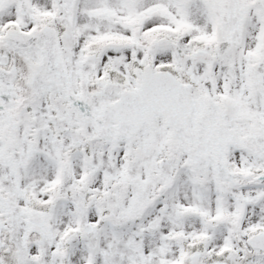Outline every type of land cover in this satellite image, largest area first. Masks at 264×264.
Masks as SVG:
<instances>
[{"label": "snow or ice", "instance_id": "1", "mask_svg": "<svg viewBox=\"0 0 264 264\" xmlns=\"http://www.w3.org/2000/svg\"><path fill=\"white\" fill-rule=\"evenodd\" d=\"M0 264H264V0H0Z\"/></svg>", "mask_w": 264, "mask_h": 264}]
</instances>
